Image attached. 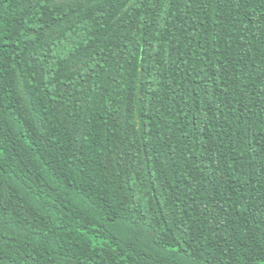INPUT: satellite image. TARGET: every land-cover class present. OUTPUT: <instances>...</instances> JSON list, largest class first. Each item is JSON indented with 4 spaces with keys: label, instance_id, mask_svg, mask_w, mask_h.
Returning <instances> with one entry per match:
<instances>
[{
    "label": "trees",
    "instance_id": "1",
    "mask_svg": "<svg viewBox=\"0 0 264 264\" xmlns=\"http://www.w3.org/2000/svg\"><path fill=\"white\" fill-rule=\"evenodd\" d=\"M0 264H264V0H0Z\"/></svg>",
    "mask_w": 264,
    "mask_h": 264
}]
</instances>
